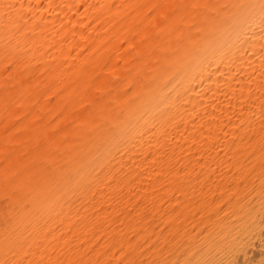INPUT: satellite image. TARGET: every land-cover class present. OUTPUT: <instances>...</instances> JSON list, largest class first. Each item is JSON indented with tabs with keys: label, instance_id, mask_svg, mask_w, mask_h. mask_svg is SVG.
Returning a JSON list of instances; mask_svg holds the SVG:
<instances>
[{
	"label": "bare ground",
	"instance_id": "1",
	"mask_svg": "<svg viewBox=\"0 0 264 264\" xmlns=\"http://www.w3.org/2000/svg\"><path fill=\"white\" fill-rule=\"evenodd\" d=\"M264 0H0V264H264Z\"/></svg>",
	"mask_w": 264,
	"mask_h": 264
},
{
	"label": "snow or ice",
	"instance_id": "2",
	"mask_svg": "<svg viewBox=\"0 0 264 264\" xmlns=\"http://www.w3.org/2000/svg\"><path fill=\"white\" fill-rule=\"evenodd\" d=\"M262 10H264V9H262Z\"/></svg>",
	"mask_w": 264,
	"mask_h": 264
}]
</instances>
